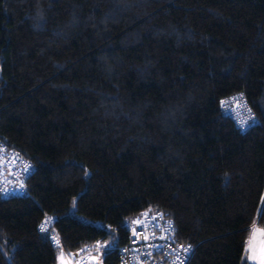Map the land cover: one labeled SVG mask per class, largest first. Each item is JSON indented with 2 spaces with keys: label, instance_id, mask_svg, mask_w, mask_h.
<instances>
[{
  "label": "trees",
  "instance_id": "16d2710c",
  "mask_svg": "<svg viewBox=\"0 0 264 264\" xmlns=\"http://www.w3.org/2000/svg\"><path fill=\"white\" fill-rule=\"evenodd\" d=\"M0 138L35 168L0 190V264L98 240L120 264L144 209L196 244L188 264H242L264 230V0H0Z\"/></svg>",
  "mask_w": 264,
  "mask_h": 264
},
{
  "label": "built area",
  "instance_id": "2783aa9c",
  "mask_svg": "<svg viewBox=\"0 0 264 264\" xmlns=\"http://www.w3.org/2000/svg\"><path fill=\"white\" fill-rule=\"evenodd\" d=\"M221 106L242 131L259 121L243 93L224 98ZM34 169L31 161L0 138V190L4 196L25 193L26 181ZM138 220L142 223H136ZM144 224L148 227L145 228ZM126 227L129 240L119 249L120 264H188L195 253L196 244L177 239L176 224L163 210L144 209L137 216L127 219ZM145 235L150 239L145 240ZM54 236L55 245L61 247L62 242ZM106 248L108 246L98 240L87 247L86 253L78 250L72 256L65 255L68 264H89V256L100 254Z\"/></svg>",
  "mask_w": 264,
  "mask_h": 264
},
{
  "label": "rangeland",
  "instance_id": "374dc122",
  "mask_svg": "<svg viewBox=\"0 0 264 264\" xmlns=\"http://www.w3.org/2000/svg\"><path fill=\"white\" fill-rule=\"evenodd\" d=\"M251 240L252 238L250 236L244 253L242 264L246 260L250 261L253 264H264V259L262 257L263 254L261 252L263 250V246L260 247V245L255 243V240L253 241V243L251 242ZM260 258L262 259L260 260ZM88 262L89 264H103V255H91L88 257ZM58 264H68L67 259L60 251L58 254Z\"/></svg>",
  "mask_w": 264,
  "mask_h": 264
},
{
  "label": "crops",
  "instance_id": "0c3cea01",
  "mask_svg": "<svg viewBox=\"0 0 264 264\" xmlns=\"http://www.w3.org/2000/svg\"><path fill=\"white\" fill-rule=\"evenodd\" d=\"M255 232V235H254ZM251 242L253 243V241L255 240L258 245L263 246V250L261 251L263 254V259H264V230L262 228H260L257 224H254L253 228H252V232H251ZM262 258H260L261 260Z\"/></svg>",
  "mask_w": 264,
  "mask_h": 264
},
{
  "label": "snow or ice",
  "instance_id": "6c2138e0",
  "mask_svg": "<svg viewBox=\"0 0 264 264\" xmlns=\"http://www.w3.org/2000/svg\"><path fill=\"white\" fill-rule=\"evenodd\" d=\"M86 175H87V173H86ZM144 215L147 216V213H145ZM261 215H264V208L261 209ZM153 219H154V218H153ZM136 223H142V222L138 220V221H136ZM144 227L147 228L148 225H147V224H144ZM42 230H43V226H42ZM254 235H255V232H254ZM144 239H145V240H149L150 237L147 236V235H145V236H144ZM56 243L59 244V241L57 240Z\"/></svg>",
  "mask_w": 264,
  "mask_h": 264
}]
</instances>
